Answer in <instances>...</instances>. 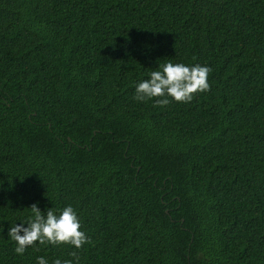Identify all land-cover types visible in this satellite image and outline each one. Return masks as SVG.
Returning <instances> with one entry per match:
<instances>
[{
  "label": "trees",
  "instance_id": "trees-1",
  "mask_svg": "<svg viewBox=\"0 0 264 264\" xmlns=\"http://www.w3.org/2000/svg\"><path fill=\"white\" fill-rule=\"evenodd\" d=\"M166 62L210 91L135 100ZM33 204L72 206L90 243L16 254ZM72 252L264 264V0H0V264Z\"/></svg>",
  "mask_w": 264,
  "mask_h": 264
},
{
  "label": "clouds",
  "instance_id": "clouds-1",
  "mask_svg": "<svg viewBox=\"0 0 264 264\" xmlns=\"http://www.w3.org/2000/svg\"><path fill=\"white\" fill-rule=\"evenodd\" d=\"M212 69L199 64L186 66L183 63L166 62L149 73V79L136 86L134 99L145 102L155 98L154 106H166L171 100L180 103H190L194 94L210 91L208 76ZM32 216L20 225L14 224L8 231L9 238L16 243L14 249L18 255H23L28 247L51 244L53 246L69 244L76 249H82L90 240L81 230L77 211L72 206L65 207L59 215L54 209L43 213L38 204L31 205ZM26 224L27 227L23 225ZM23 233V235H21ZM73 260L56 259L54 264H79L77 252H72ZM37 264H48L44 257L37 258Z\"/></svg>",
  "mask_w": 264,
  "mask_h": 264
}]
</instances>
